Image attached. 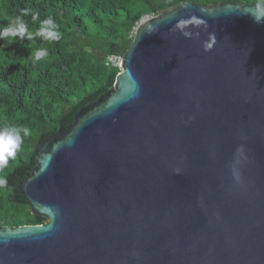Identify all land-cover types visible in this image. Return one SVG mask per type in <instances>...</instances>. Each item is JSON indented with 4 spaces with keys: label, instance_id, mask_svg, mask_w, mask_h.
<instances>
[{
    "label": "water",
    "instance_id": "obj_1",
    "mask_svg": "<svg viewBox=\"0 0 264 264\" xmlns=\"http://www.w3.org/2000/svg\"><path fill=\"white\" fill-rule=\"evenodd\" d=\"M255 5L186 2L137 23L115 87L36 146L17 189L47 223L0 226V264H264Z\"/></svg>",
    "mask_w": 264,
    "mask_h": 264
},
{
    "label": "trees",
    "instance_id": "obj_2",
    "mask_svg": "<svg viewBox=\"0 0 264 264\" xmlns=\"http://www.w3.org/2000/svg\"><path fill=\"white\" fill-rule=\"evenodd\" d=\"M186 2L255 4L257 0H0V27L27 10L23 18L30 31L51 16L62 34L59 41L0 39V127H27L30 132L15 157L0 167V178L6 180L0 184V226L47 223L31 215L17 189L32 172L36 146L71 124L79 107L115 87L119 70L107 67L106 58L124 55L144 16ZM38 47L47 48L49 55L34 63L30 53Z\"/></svg>",
    "mask_w": 264,
    "mask_h": 264
},
{
    "label": "clouds",
    "instance_id": "obj_3",
    "mask_svg": "<svg viewBox=\"0 0 264 264\" xmlns=\"http://www.w3.org/2000/svg\"><path fill=\"white\" fill-rule=\"evenodd\" d=\"M248 12L255 23H264V0H257L256 5L250 8ZM28 14L27 10H22L21 14L14 17L7 26L0 27V39L19 37L30 41L37 38L43 41H59L62 38L61 32L58 31V25L51 16H47L40 21L39 28L34 32L30 31L28 23L23 18ZM38 15V13L33 15V20L38 19ZM48 55V49L44 47H38L30 53L34 63L44 60ZM29 134L27 127H0V167L6 166L9 159L15 157L17 151L21 148L24 137ZM242 159H245V150L243 145H239L236 148L234 162L231 165V173L237 184L242 183L239 168ZM5 183L6 180L0 178V184Z\"/></svg>",
    "mask_w": 264,
    "mask_h": 264
},
{
    "label": "built area",
    "instance_id": "obj_4",
    "mask_svg": "<svg viewBox=\"0 0 264 264\" xmlns=\"http://www.w3.org/2000/svg\"><path fill=\"white\" fill-rule=\"evenodd\" d=\"M122 61H123L122 55L112 54V55L107 56L105 65L107 67L117 68L120 71L122 69Z\"/></svg>",
    "mask_w": 264,
    "mask_h": 264
}]
</instances>
